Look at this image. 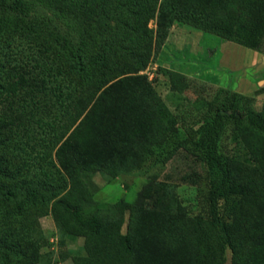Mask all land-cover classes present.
I'll list each match as a JSON object with an SVG mask.
<instances>
[{"label":"trees","instance_id":"trees-1","mask_svg":"<svg viewBox=\"0 0 264 264\" xmlns=\"http://www.w3.org/2000/svg\"><path fill=\"white\" fill-rule=\"evenodd\" d=\"M53 5L81 18L87 40L80 47L35 19L15 17L20 6L0 0L2 193L12 198L24 190L37 201L33 194L48 191L62 244L85 235V252L74 264H226L228 250L232 264H264V116L243 98L207 117L197 132L204 163L198 177L208 188L205 215H190L177 201L169 212L167 194L150 186L138 205L122 208L130 211L123 234L120 213L106 215L85 180L93 172L117 176L143 167L176 130L157 92L137 75L152 43L161 48L170 27L183 22L264 54V0ZM155 17L156 33L148 28ZM229 123L234 149L225 157L220 141ZM234 200L253 202L254 209L230 207ZM24 205L13 212L21 224L0 232V241L18 255L16 264H29L30 248L42 236ZM30 232L39 235L33 243Z\"/></svg>","mask_w":264,"mask_h":264},{"label":"rangeland","instance_id":"rangeland-1","mask_svg":"<svg viewBox=\"0 0 264 264\" xmlns=\"http://www.w3.org/2000/svg\"><path fill=\"white\" fill-rule=\"evenodd\" d=\"M9 1L20 6L17 12H13L15 17L37 20L77 48L87 40L81 18L57 9L53 0ZM148 28L156 33L157 17L148 22ZM155 46L153 42L152 55L137 75L147 79L176 119L173 136L162 147L156 148L141 168L126 170L117 176L109 172H93L85 179L89 181L93 200L102 205L106 215L120 213L123 234L128 229L130 211L122 213V208L138 205L141 193L150 186L167 194L169 212L175 210L177 201L190 215H205L208 188L198 177L204 173V163L196 151L198 130L207 117L215 116L217 111L230 107L232 102L241 98L243 103L248 102L264 116L263 53L183 22L170 27L161 48ZM231 129L229 123L220 141V152L225 157L233 154ZM39 191L33 194L38 200L33 201L28 199L24 190L17 191L12 198L0 190V232L11 223L14 227L21 224L14 220L13 212L23 203L28 213L32 211L34 217L30 218L38 221L42 231L40 245L30 248L28 263L74 264V258L85 252V235L74 239L67 237L62 244L53 213L54 200L48 191ZM43 193L44 200L41 199ZM150 202L146 201L148 209L152 208ZM230 207L252 212L254 203L234 200ZM260 228L264 234V224ZM38 237L30 232L29 241L33 243ZM34 256L37 259H33ZM17 262L18 255L0 241V264ZM23 264H27L26 261ZM226 264H232L230 250L227 251Z\"/></svg>","mask_w":264,"mask_h":264}]
</instances>
